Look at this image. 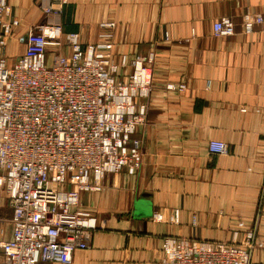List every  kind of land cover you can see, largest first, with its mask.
I'll list each match as a JSON object with an SVG mask.
<instances>
[{"label": "crops", "instance_id": "obj_1", "mask_svg": "<svg viewBox=\"0 0 264 264\" xmlns=\"http://www.w3.org/2000/svg\"><path fill=\"white\" fill-rule=\"evenodd\" d=\"M6 3L10 66L46 1ZM222 18L233 23L230 37L213 35ZM61 23L121 74L133 56L152 57L150 93L137 101L145 122L131 137L141 165L80 195L78 211L96 230L69 264H161L165 239L229 242L239 224L260 244L250 264H264V0H66ZM101 23L112 24L109 38ZM57 51L69 55L50 48L48 61ZM213 140L229 153L211 156ZM11 216L0 183V241L11 237Z\"/></svg>", "mask_w": 264, "mask_h": 264}, {"label": "built area", "instance_id": "obj_2", "mask_svg": "<svg viewBox=\"0 0 264 264\" xmlns=\"http://www.w3.org/2000/svg\"><path fill=\"white\" fill-rule=\"evenodd\" d=\"M44 1L43 21L30 28L22 55L8 66L10 9L0 0V183L12 212L0 264H69L96 230L95 219L78 211L80 195L100 191L107 175H132L141 165L131 137L145 122L137 101L151 90V55L133 56L130 72L121 74L97 45L83 46L76 33L63 32L66 0ZM99 27L100 37L109 38L112 24ZM233 34L230 19L214 23L215 37ZM63 47L68 56L57 51L48 61V49ZM207 149L211 156L229 153L221 141H209ZM258 247L255 230L239 224L229 242L165 239L161 264H250Z\"/></svg>", "mask_w": 264, "mask_h": 264}, {"label": "rangeland", "instance_id": "obj_3", "mask_svg": "<svg viewBox=\"0 0 264 264\" xmlns=\"http://www.w3.org/2000/svg\"><path fill=\"white\" fill-rule=\"evenodd\" d=\"M24 46H25V44H24ZM121 67H123L122 65H120ZM81 205V201H79V206ZM87 216V215H86ZM90 217V216H89ZM91 218H93V219H95L94 217H91Z\"/></svg>", "mask_w": 264, "mask_h": 264}, {"label": "bare ground", "instance_id": "obj_4", "mask_svg": "<svg viewBox=\"0 0 264 264\" xmlns=\"http://www.w3.org/2000/svg\"><path fill=\"white\" fill-rule=\"evenodd\" d=\"M63 13V12H62ZM64 32V31H63ZM65 33V32H64ZM63 55V54H62ZM64 56H66V55H64Z\"/></svg>", "mask_w": 264, "mask_h": 264}]
</instances>
